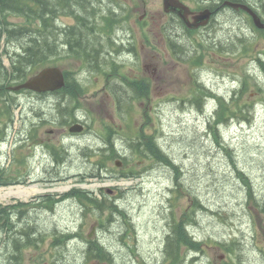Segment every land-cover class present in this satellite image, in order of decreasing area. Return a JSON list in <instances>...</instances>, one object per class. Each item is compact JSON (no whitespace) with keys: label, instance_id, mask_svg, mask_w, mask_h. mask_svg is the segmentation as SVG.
<instances>
[{"label":"rangeland","instance_id":"1","mask_svg":"<svg viewBox=\"0 0 264 264\" xmlns=\"http://www.w3.org/2000/svg\"><path fill=\"white\" fill-rule=\"evenodd\" d=\"M148 1L156 2L157 0ZM247 2L252 4L264 17V0H247ZM230 15L228 16L230 17ZM9 21L20 25L23 22L21 18L14 16H11ZM66 21L71 23L70 20ZM87 23L89 24V22ZM4 28L6 27L0 26V29ZM216 28L211 31V37H214L213 34L218 32H214ZM84 30L87 33V28ZM220 30L222 32L217 33V40H221L228 48L230 46L231 48L226 55L217 52L219 48L215 47L213 49L216 51L210 52L209 56L205 58V64L208 66L205 69L207 83L223 94L233 107L235 106L231 102L233 90L239 92L244 76L249 74L254 76L255 78L252 77L253 79L249 81L251 86L238 101L241 107H244L246 102L252 103L249 108L253 110V117L249 121L246 118L245 120L231 119L228 124H223L221 130L217 132L219 138L216 136L217 133L215 134L216 140L209 127L210 116L207 117V111L203 113L197 108L191 109L190 102L183 105L175 103L177 100L171 99V97H180L178 93H181L185 88L184 86L180 89L178 84L176 85L178 74H180L179 79H183L185 76L192 82L184 67L185 64L171 69L170 73L174 75L175 79L172 85L177 93L169 92L161 98L152 100L156 102L160 100L164 104L159 107L155 102L153 111L147 109V114L151 118L148 129L149 133L157 134L159 145L179 166V171L176 172H181L179 178L181 194L177 195L173 191L171 192L176 188L175 172L172 171L173 168L164 163H157L156 167L146 175L147 179L143 180L142 187L134 183L129 190H126L125 199L120 202L119 209L125 213L128 212L130 217L122 215L123 212L121 214L115 206H112L119 216L112 220L111 225H107L106 228L109 229L107 233H103L101 229V238L105 243L103 247L109 253L111 262L135 264L137 259L131 252L134 250L140 253L146 264L162 263L166 259L163 240L166 239L167 234L174 227L176 230L187 227V234L189 233L195 240L206 244L210 242L209 246H205V253L190 254V257L186 258L188 262L194 256L195 258L199 257L201 262L207 264H221L223 261L230 263L231 260H228V257H225L223 261L219 259L223 251L215 243H229L234 239L237 241L235 244L237 252L231 257L235 258V264H264V212H262L264 208V93L257 91L254 80L256 79L264 91V76L260 73L257 67L258 63L255 61L259 53H264V38L257 31L253 32L248 23L239 30L238 25L234 26L229 22H224L223 28ZM238 33H245L249 42L255 39L253 41L254 51L246 56L243 53L236 54L237 51L233 49L237 44ZM77 36L76 39L81 44L82 36L79 34ZM7 40L11 42L9 46L11 57L18 54V51L15 50L16 47L20 49L27 46L26 39ZM87 49L89 47L84 45V50ZM159 54V57L164 60L163 66L167 65L168 55L166 53ZM56 63L58 66L74 72L76 77L86 84L90 103L93 100L97 102L101 99L100 97L96 98L93 92L105 90L107 84L105 87L99 85L95 76H92L91 80L81 78L79 76L81 66L75 60H60ZM122 74L130 78L140 76L137 71L133 70L128 74L124 70ZM167 75L165 70L157 85L166 81ZM100 77L106 81L102 76ZM118 79L120 77H110V80L113 81L111 84L118 82ZM182 82L180 81V83ZM190 82L189 85L196 91L195 81ZM120 91L118 92L120 93ZM194 91H192V95ZM156 92L160 93V88ZM132 95L134 93L131 92L130 96ZM127 99L125 97V100ZM57 100L58 96H51L46 104L41 105V102H37L35 109L40 107L42 111L47 114L52 113L51 116H54L55 114L50 111L54 110L53 107L57 105ZM67 101L68 106L65 110L64 108H55L56 113L65 118L73 117L75 111L73 106L77 105L75 103L72 106L70 96ZM215 101L218 104V100ZM143 102H145L144 106H142ZM207 104L212 105L210 101ZM1 106L5 108L3 104ZM132 106L136 109L131 108V112L124 115L132 118L133 123L130 124V129L138 131L142 127V116L149 104L145 100L135 101L132 99ZM90 110L94 117L101 116L105 120L107 117H112L111 114H114L116 118H122L121 115L118 116L115 113L113 103L108 102L107 98H103L101 106L97 103L92 104ZM81 114L84 115L83 112ZM113 125L117 128L120 122H115ZM96 126L101 129L99 121L96 122ZM53 138L55 141L58 139L57 136ZM6 159V156L0 158L1 161ZM76 160V154L70 152L61 162L62 164H57V166L63 164L67 166L61 169L65 173L59 172L60 174H56V178L68 174L78 175L81 171L78 166L79 161ZM147 165L149 166V164ZM244 180L248 181L250 189ZM248 191L252 192V201L249 200ZM79 193L74 192L72 198L76 194L82 196ZM195 197L199 198L204 209L196 208L184 219V224H176L173 219H182L187 210H193L192 201ZM96 208L98 211H102L104 205H99ZM53 209L57 213L47 212L49 219L43 211L32 213L31 215H36V217L35 220H30V224H18L14 219H11L13 230L10 233L0 232V264H19L18 247L29 244L26 241L38 243L40 247L39 249L35 247L24 249L25 264H85L88 247H85L84 241L75 240L66 242L67 244L64 245L58 241L57 235L61 234V240L65 241L62 238L65 232L81 230L87 237L94 225V217L100 215V212L97 211V215L88 214L86 222L80 226L82 219L78 214L79 208L74 202L67 201L62 207ZM190 219L191 223L187 226ZM128 228H136V232L133 231L128 236ZM123 236H125V241L122 240ZM29 237L31 239H28ZM44 237L46 242L41 241ZM48 237L54 239L56 249L52 247L51 239L47 240ZM185 254L186 251L183 252V256ZM41 257H44V263ZM138 260L141 261L140 258ZM169 262L171 264L172 260L169 259Z\"/></svg>","mask_w":264,"mask_h":264},{"label":"flooded vegetation","instance_id":"2","mask_svg":"<svg viewBox=\"0 0 264 264\" xmlns=\"http://www.w3.org/2000/svg\"><path fill=\"white\" fill-rule=\"evenodd\" d=\"M188 5L194 4L191 6V9L194 12L202 11L205 9H209L213 15V18L216 20V17H221L222 13H226L229 11V8L225 6V2L227 0H182ZM158 4V1L155 2ZM93 6L101 15L106 16H122L124 10L134 9L136 11H142V19L140 20L139 25L136 26H118L114 27V30L110 27H99L94 29L95 27L89 25L87 31L91 34V42L93 44H103L102 50L92 52L91 50H77L80 55L85 57L88 61H100L99 57L103 60H106V65H111L113 62H122V63H131L134 62L141 66L142 73L147 68L146 59L142 57L141 51L139 52L138 46L140 45V49H146L147 44H151V39L155 41L156 37V24L160 23L165 18H171L175 20V24H169L167 27L160 28L161 38L159 39V44L161 47L164 44L172 47L171 40L184 43L186 39H188V35L185 32V23L182 18L176 13H163L160 12V16L155 18L153 12L150 10L149 6L145 4L142 6L139 3L133 5L132 0H119V4H117L114 0H94ZM159 14V13H156ZM223 14V15H224ZM65 37L67 36V32L77 27L73 26H61ZM182 27V30L180 29ZM209 27L199 28L198 32L207 31ZM61 30V29H60ZM61 32V31H60ZM190 34V33H189ZM165 36V38H164ZM161 49V48H160ZM63 57L67 59L69 56V48L67 45H62ZM129 53V54H128ZM117 54V55H116ZM10 57V54H8ZM3 54L2 50L0 53V99L2 98V94L4 89L8 94L11 95L13 104L11 107L3 108L0 103V151L5 146L7 149V153L4 154L7 159L5 161L0 160V185H4L7 183L8 185H18V184H29L36 183L34 179V173L40 175L39 182L44 185H51L53 176L59 173V170L67 166L63 164L61 166H55L54 170L52 167V163L59 159L57 155L53 153L51 147L46 144L52 141L51 137V114H47L42 117L35 110V100L34 94L32 92H22V93H13L10 90L13 85L8 83H4L3 81ZM65 59V60H66ZM113 94L114 103L118 101L117 92L111 91ZM47 98H45L44 104L47 102ZM52 112V111H50ZM79 117V115H77ZM47 129H49L47 131ZM88 127H86V131ZM85 131V132H86ZM48 134V135H47ZM58 134H61L59 132ZM113 140L114 138L108 137ZM108 138L103 139L101 137H97L95 139H87L86 142L90 144L87 148V151H81L82 156L85 159L89 158L90 155H100L101 148L105 151L107 155L112 151V147L115 146L116 142L111 141ZM36 139H41V145L39 147L35 146ZM144 140H147L144 137ZM125 140L122 139L121 143L124 144ZM79 146V145H77ZM117 148L118 154H121L120 149ZM38 149V153L36 152L37 157H35V151ZM68 149H64L63 153H67ZM125 155V154H124ZM62 157V156H60ZM125 158V156H122ZM65 159V158H64ZM54 160V161H53ZM80 167V173L78 174L82 179H92L99 176V167H93L86 162H82L78 164ZM60 174V173H59ZM58 174V175H59ZM62 174V173H61ZM98 174V175H97ZM10 176V177H8ZM44 201H48V195L44 196ZM36 199H33L32 203L27 206L20 207L19 203H16L13 207L15 213L11 217L18 224H30V220H35L36 215L32 216L28 211L30 208H34V204ZM17 206V207H16ZM48 210L51 211L49 206H46ZM44 213V212H43ZM3 213L0 214V218ZM47 219H49V215H47ZM39 217V216H38ZM165 249L168 251L170 248V239L166 240ZM188 251L192 249V244H188ZM180 245L176 246V249Z\"/></svg>","mask_w":264,"mask_h":264},{"label":"trees","instance_id":"3","mask_svg":"<svg viewBox=\"0 0 264 264\" xmlns=\"http://www.w3.org/2000/svg\"><path fill=\"white\" fill-rule=\"evenodd\" d=\"M71 0H3V8L4 12H13L14 14H18L19 16H24L28 21L30 18H32V15L34 14L36 18H44L45 26L48 24V21H53L55 19L57 11H60L63 7H65L66 10H75L77 12L78 19L80 23H83L82 26L88 27V20L91 21L92 18H90L93 15V10L95 9L93 6L88 5L86 3H76L73 4V2H70ZM36 6V9L33 8V6ZM74 11H72L73 13ZM6 14V13H5ZM82 19V21L80 20ZM75 34H68L67 33V42L70 44V41L76 39L78 36L77 34L82 36V43L84 45H87L89 47V50H92V45L87 44V40L89 39L88 33L89 31L84 30V27H78ZM20 31V32H19ZM16 31H4L3 35L7 36L10 39L19 38L20 40H27V46L23 47L24 52L21 53L19 58L16 61L17 64V73L19 76L24 74L26 72V69H28L31 66V63L33 65H36L39 62L45 61V54L48 51H51L52 54H56V48L57 43L54 40L53 32L52 35H45L44 33H41L40 35H25L22 34V32H25L24 30ZM261 31H259L260 33ZM83 45V49H84ZM263 63V69H264V62ZM248 83V82H247ZM246 86V82H245ZM247 87V86H246ZM221 114L219 115V119H224L226 113L227 116H237V113L232 112L229 110L226 106L222 107V110L220 111ZM219 112V113H220ZM242 116H249V111L241 112ZM214 133L218 131V129L213 130ZM155 147H151V149L154 151V155L157 159V161H161L170 168H173L174 170H177L179 167L176 165L175 162H173L170 157L165 153V151L154 149ZM196 207H199L198 201H195ZM4 233H10L13 230V227L10 225V223L7 221L4 225L0 226V232L2 231ZM76 236L74 234H66L63 235L62 238H64V245H66V242L71 241L72 237ZM58 237V235H57ZM59 238V237H58ZM57 238V239H58ZM81 238H84L83 236ZM202 244H199L196 242L194 244V248L197 252L203 251ZM86 260L90 262H104L109 260V256L103 249L101 245H99L97 242L94 241H88V250L86 252Z\"/></svg>","mask_w":264,"mask_h":264},{"label":"bare ground","instance_id":"4","mask_svg":"<svg viewBox=\"0 0 264 264\" xmlns=\"http://www.w3.org/2000/svg\"><path fill=\"white\" fill-rule=\"evenodd\" d=\"M247 1V0H246ZM70 2H73V4H76V2H75V0H71ZM0 4L2 5L3 4V1H1L0 0ZM250 4V3H249ZM252 5V4H251ZM2 7H3V5H2ZM34 9H36V8H34ZM72 11H74L73 13H77L75 10H66L65 9V7H63L60 11H57V13H56V16H55V19L53 20V21H48V24L46 25V30L43 32L45 35H52V32H53V37H54V40H55V42L57 43V48H56V54H52V52L51 51H48L46 54H45V60H48V59H50L51 57H53V56H55V55H57V54H59L60 52H61V49H62V45L64 44V45H67L69 48H71V49H76V50H84L83 49V45H84V43H79V41H78V39H74V40H72V41H70V44H68V42H67V37H65V33H64V31H63V29H62V27L58 24V18L60 17V16H66V15H69V14H71L72 13ZM93 16V15H92ZM90 17V18H92L93 19V17ZM92 19H91V21H92ZM81 21H82V19H80ZM90 21V22H91ZM83 25V23H80V21H79V23H78V25L76 26L77 28L76 29H73V30H70V31H68L67 33L68 34H75L76 33V31L78 30V29H80V28H78V27H83L82 26ZM61 29V30H60ZM4 31H15V30H13V29H9V28H4V29H0V42L3 40V39H10L9 37H8V35L7 36H5V35H3V33H4ZM17 31V30H16ZM15 31V32H16ZM61 31V32H60ZM88 36H89V39L87 40V44H91L92 45V52H95V51H100V50H102V45L103 44H100V45H97V44H93L92 42H91V34H90V32L88 33ZM14 40H16V38H13ZM13 44V43H12ZM14 45V44H13ZM15 50L16 51H18V54L16 55V56H14V57H11V59H12V61H13V63L15 64V70H14V73H15V76L16 77H19V74L17 73V64H16V61H17V59L19 58V56L21 55V53L22 52H24V49H23V47L22 48H20V49H18L17 47L15 48ZM4 78H5V81L6 82H9L10 80H11V76H9V75H5L4 76ZM12 98L13 97H11V95L10 94H8V93H6V94H4L3 96H2V98L0 99V103L1 104H3L4 106H5V108L6 107H11L12 106V104H13V101H12ZM67 98H68V96L67 97H64V98H62V99H60L58 102H57V105L55 106V107H53V111H52V109H51V111L53 112V113H56V110H55V108L56 107H59V108H61V109H63L64 108V110L67 108L66 106H68V101H67ZM38 101V100H37ZM37 101H35V107H36V102ZM36 110V109H35ZM71 114V113H70ZM77 113L75 114V111L73 112V117H77ZM207 117H209V116H207ZM211 116H210V119H209V123L211 122ZM211 129V128H210ZM212 130V129H211ZM212 132H213V136L215 137V133H214V131L212 130ZM217 132H219V130L217 131ZM216 132V133H217ZM216 136H217V138H219V134L217 133L216 134ZM215 139H216V137H215ZM217 140V139H216ZM5 155L0 151V158H3ZM54 161V160H53ZM54 163H56V164H62V163H60V161L59 160H57V162H55L54 161ZM157 163H163V162H161V161H157ZM166 165V164H165ZM177 165V164H176ZM178 166V165H177ZM179 167V166H178ZM175 171H179V168L177 169V170H175ZM102 173H104V170L102 169V168H100L99 167V176H98V178L97 179H102L101 178V174ZM97 174V175H98ZM76 176H78L81 180H84V179H82L79 175H76ZM54 178H56V176L54 177ZM12 194H14V193H12ZM79 194H81L85 199H87V200H91V197L89 196V195H84V194H82V193H79ZM11 195V194H10ZM73 195V194H72ZM74 196V195H73ZM75 196H80V195H78V194H76ZM197 208H199L198 210H200V209H202L201 207H197ZM13 216V215H12ZM8 222L10 223V225L13 227V223H12V220H11V217H10V219L8 220ZM191 223V219H190V221H189V223H187V226L189 225ZM180 230H181V232H180ZM187 232H188V228L186 227L185 229H184V227H182V229L180 228V229H175V227L173 228V230L172 231H170L168 234H167V236H166V239L167 238H169L170 239V242H169V244H170V248H169V250L167 251L166 249H165V246H166V239H164L163 240V243H164V252H165V255H166V258H169L170 260H172V262H171V264H179L180 262L173 256V253H174V251L176 250V246L177 245H182V244H184V245H186L187 247H189V243L190 244H192V249H190L189 251H188V255H187V258L188 257H190V254L192 255V254H200L201 252H197L196 251V249L194 248V244H196V242H198L199 244H201V242L199 241V240H195L194 238H192L190 235H189V233L187 234ZM181 233H182V236H181ZM61 235V234H60ZM60 235L58 234V241H60V242H62V244L64 243V241H62L61 240V238H60ZM28 239H31L30 237L28 238ZM37 240H38V238H36ZM76 240V238H75V236H73L72 237V239H71V241H69V242H73V241H75ZM26 242H28L29 244L31 243L30 241H26ZM60 242H59V244H60ZM103 247V246H102ZM22 248V246H19L18 247V251L20 252V249ZM103 249H104V247H103ZM87 250H88V248H87ZM106 252V251H105ZM107 253V255L109 256V253L108 252H106ZM193 258H195L194 256H192L191 257V259H193ZM109 261H110V257H109ZM187 262H188V259H187Z\"/></svg>","mask_w":264,"mask_h":264},{"label":"water","instance_id":"5","mask_svg":"<svg viewBox=\"0 0 264 264\" xmlns=\"http://www.w3.org/2000/svg\"><path fill=\"white\" fill-rule=\"evenodd\" d=\"M165 10H176L177 8L183 9L187 14L190 10L180 3L179 0H164ZM252 14V13H251ZM206 16V15H205ZM254 16V14H253ZM255 18V22L258 27H263L260 24L258 18ZM63 85L62 73L57 68L46 69L42 71L37 77L29 80L19 88H31L37 91L55 90ZM73 131H80V127L76 126L72 128Z\"/></svg>","mask_w":264,"mask_h":264}]
</instances>
